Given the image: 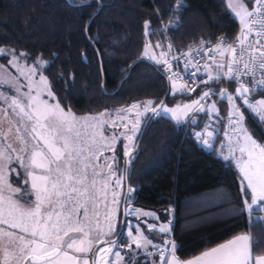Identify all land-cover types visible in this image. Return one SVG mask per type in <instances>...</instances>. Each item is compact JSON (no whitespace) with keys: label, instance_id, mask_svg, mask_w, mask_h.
Returning <instances> with one entry per match:
<instances>
[{"label":"trees","instance_id":"trees-1","mask_svg":"<svg viewBox=\"0 0 264 264\" xmlns=\"http://www.w3.org/2000/svg\"><path fill=\"white\" fill-rule=\"evenodd\" d=\"M68 1L0 0V48L14 50L17 55L24 53L20 60L30 66L37 57L47 62L42 72L55 101L79 116L113 111L149 99L154 101L153 108L163 98L169 85L160 66L147 61L135 63L119 90L111 94L131 64L143 57L146 21L153 33L148 36L151 41L170 42L177 50L199 39H231L237 31L223 0ZM87 1L82 6L72 5ZM99 5L101 9L86 35V24ZM191 97L168 93L163 105L172 106ZM261 98L264 94L251 96L253 101ZM221 109L224 110L222 105ZM242 112L245 128L264 144V123L245 108ZM114 162L122 181V195L112 239L118 234L122 216L127 165L124 139L120 138L115 147ZM11 183L15 187L22 185L13 178ZM127 185L125 209L132 205L154 212L159 220L172 221L168 239L176 245L180 259H192L240 234L251 235L254 255H264V221L256 219L264 212L247 214L245 200L250 202L251 195L248 189L242 191L236 167L215 151L205 149L190 126L154 115L130 157ZM128 219L125 216L123 230L116 239L122 246L126 244ZM148 234L153 241L164 238L157 231Z\"/></svg>","mask_w":264,"mask_h":264},{"label":"snow or ice","instance_id":"snow-or-ice-1","mask_svg":"<svg viewBox=\"0 0 264 264\" xmlns=\"http://www.w3.org/2000/svg\"><path fill=\"white\" fill-rule=\"evenodd\" d=\"M252 3L253 0H240L235 7L229 4L240 17L243 28L241 34L235 38L239 52L233 44L226 45L225 50L232 53L226 75L229 80H236L239 86L235 90V95H229L227 91L219 93L221 99L226 98L233 104L229 122L238 144V148L233 150V156L235 157L236 151L240 154L236 159L242 191L245 189L251 191L250 202L245 200L246 210L250 214L257 209L264 211V208L260 207V202H264V144L258 143L249 134L248 129L243 127L245 114L240 110L244 107L253 113L259 112L261 118H264V99L255 102L251 99L253 93L264 88V0H254V7L250 11L249 6ZM257 24L260 28L255 29ZM144 27L145 35L151 36L153 33L149 30L150 22L146 21ZM151 47L160 48L162 45L159 43L145 45V58L154 59L149 55ZM0 55L10 56L8 64L16 68L27 81L26 85H19L11 79H0V85L10 84L11 90L15 93L9 97L0 91V99L12 111L17 125L16 140L20 145L16 148L12 143H0V251L3 252V264H113L111 260L105 259L106 255H114L118 264H122L125 257L120 250H116L120 241L111 238L115 234L116 225L112 223L111 213L107 210L109 181L105 179L102 187L99 189L97 187L100 166L95 161L99 159L98 154L102 155L104 150L114 153L112 157L105 159L109 169L108 176L113 174L112 165L108 160H115V149L109 138L103 133L97 137L95 131L107 122L100 119L104 113L78 118L70 111L65 112L58 101L50 104L48 99L43 98L46 95L49 99H54L51 85L42 72L47 62L37 57L35 63L25 71L19 66V60L25 56L24 53L17 55L14 50L0 48ZM161 55L166 54L161 52ZM180 59V56L174 57L173 62ZM163 63L167 65L165 71L172 73V64L167 59ZM215 66L223 69L225 65L218 62ZM0 68H3V65H0ZM257 69L260 70L259 79ZM184 71L187 72L188 69L185 68ZM198 72L197 68V71L190 75L195 76ZM172 75L178 76V73ZM37 76L38 80L33 79ZM242 76H251V82L241 80ZM221 78V73H217L215 77L208 74V80L202 82L208 84L209 80ZM169 79H172L171 75ZM23 87L27 88L26 92L21 91ZM173 87L175 88V83ZM214 94L209 88L190 104L167 108L161 101L160 108L154 107L151 111L155 115L161 112L171 113L179 122L190 110H203L194 106L200 105ZM237 100L241 102L239 105L235 103ZM144 103L147 111L148 106L153 105L154 101L149 99ZM138 107V104H132L126 111L131 112ZM136 115L139 117L140 114L137 112ZM89 120L96 121V124L76 127L80 121ZM139 128L140 120L137 119L129 131L135 135ZM204 131H207V128L196 135L202 136ZM133 135H127L125 138L131 142ZM207 135L211 137L213 132L207 131ZM115 139L112 137L111 141ZM204 143L207 145L209 141L204 140ZM131 155L132 148L125 144L124 156ZM14 162L24 169L25 178L23 184L18 187L13 186L9 180V172L15 171L10 167ZM120 182V178H117L115 186L119 187ZM100 191L104 192L105 219L109 226L107 232L94 228L92 223L93 217L97 216ZM111 203L119 204L115 191L112 193ZM131 212L140 215L135 209L125 212V215H130ZM143 215L158 219L154 213L144 212ZM256 219L264 221V216L257 215ZM142 227H146L149 232L156 230V225L145 220L135 226L137 235H132V231H129L128 235L131 238V243L127 246L129 264L134 256L139 255L142 246L145 250L149 246L153 249L163 247L153 244L144 236L141 232ZM93 231L97 233L95 237L91 236ZM159 231L167 233L169 228L161 224ZM167 243L165 241V245ZM99 244L104 246L94 247ZM177 251L174 243L169 252L171 258H168L163 250L159 251V264H264V255L253 253L250 234L236 235L202 251L192 259H180Z\"/></svg>","mask_w":264,"mask_h":264},{"label":"rangeland","instance_id":"rangeland-1","mask_svg":"<svg viewBox=\"0 0 264 264\" xmlns=\"http://www.w3.org/2000/svg\"><path fill=\"white\" fill-rule=\"evenodd\" d=\"M223 2L225 4V6L227 7V9H229L231 11V13L235 16V18L240 19V17L235 14V11H233V8L229 7L230 3L233 5V7H235L240 2V0H223ZM199 40H205V39H199ZM149 43L155 45L156 43H160V41H151L149 39V37L146 36L145 45H147ZM145 45H144V48H145ZM149 55L154 57V59H149V60H151L152 62H154L156 64H159V63H157V61H160V57L158 55V48H156V47L149 48ZM143 57H144V49H143ZM9 59H11L10 56H8L6 59H4V56L0 55V65H3V68H0V79H4V80L11 79L12 81L17 82L19 85H26L27 81L20 74V72H18L16 68H14L8 64ZM13 63H16V62H13ZM19 66H20V68L24 69L25 71L27 70V67H30V65L26 64L25 62H23L21 60H19ZM33 79L38 80V76L34 77ZM168 87H169V89H168L169 94H172L174 96H176V95L180 96V95L185 94L188 96L191 95L192 97L190 99L179 100L177 103H175L172 106L163 105L164 107H167V108H175L178 105L182 107L184 104H190L193 100L199 99V97L202 95L203 91H206L209 88H211L214 93L218 92V90L220 89L219 85H212V84L206 85V84H204L194 94H188L187 92L182 91L180 88H177V87L174 88L173 86H168ZM0 91H3L5 93V95H8L9 97L11 95L15 94L14 91L11 90L10 84L0 85ZM21 91L26 92L27 88L23 87V88H21ZM43 98L48 99V102L50 104L56 103L55 99H49L46 95ZM256 100H259V99H256ZM256 100H254L253 102H255ZM133 104H138L139 107L132 109L131 112H128L126 110L132 104L127 106V107H122V108H119V109H116L113 111L100 112V113H104V116L101 117L100 119L102 121H107V122L104 123L102 125V127L95 130L97 137H99L100 133H103V135L105 137L109 138L110 142L114 146V149H115L120 138L124 139V145L129 144V146L131 148L134 146V143L136 141V137H137L138 133L133 135V133L130 132L129 129H131L132 125L136 122L137 119L140 120V128H141L144 118L152 109V105H151V106H148V110L145 111V103L135 102ZM221 105L224 107V110L221 109ZM194 107L202 108L203 110H201V111L190 110L188 112V115L182 116L181 120L179 122H177V120H175L171 116V113L161 112L158 116L167 117V118H169V119H171V120H173L179 124H186L187 127L190 126V129L195 134V136L199 137L203 142H204V140H212L214 138V136L223 135L222 124H223L224 116L226 114V104L222 99H220L218 97L211 96L208 99L202 101L200 105H196ZM242 108H244V107H242ZM5 110H7V115H5ZM122 110H124V111H122ZM245 110L249 114H251L254 119L262 121L264 123V118H261L259 112L253 113L251 110H248L246 108H245ZM65 112H69V111L65 110ZM137 112L140 114L139 117H137V115H136ZM100 113L95 114V115H83V116H79V115H76L74 113H72V114H74L76 117L79 118V117L98 116ZM121 118H123V119H121ZM10 121H11V123H10ZM95 124H96V121H91V120L80 121L76 125V127H80L81 125H84L85 127H87L88 125H95ZM124 125H127L128 127L125 128ZM192 126H194V127H192ZM16 127H17V125L15 122V119L13 118L11 109L8 108L7 104L4 103L2 99H0V133H3V135H0V143H4V144L12 143L14 147L19 148L20 145L16 140V135H17ZM243 127L245 128L244 124H243ZM140 128H139V131H140ZM205 128H207V131L213 132V135L211 137H209L207 135V131H204L202 136L196 135V133H201L202 130H204ZM127 135H133V140L131 142L125 138ZM112 137H115L116 139L114 141H111ZM205 146H209V144H207V145L205 144ZM98 155H99V159H97L95 161V163L100 166V168L98 169V171L100 172V176L97 178L98 179L97 187H98V189L101 188L105 179H107L109 181V187L107 189V201H108L107 210L111 213L112 223L115 225L116 217L118 214L119 204L114 205L111 203L112 193H113V191H115L117 199L119 200V203H120V199H121V195H122V189H121V186H122L121 182L122 181L120 182L119 187L115 186V183H114L115 180L117 178H120V180H121V177L119 176L118 171L115 168V162L112 160H108V163H110L112 165L113 174L111 176L107 175L109 172V169L105 164V159L108 157H112L113 152L110 150H104L102 155H100V154H98ZM10 167L15 169L14 172H11V171L9 172L10 182H11V178H13L14 180H17L20 184H23V180L25 178L24 177V169L21 168L19 166V164L15 163V162ZM17 173H19V175H17ZM99 195L101 198L99 199V203L97 205L98 212H97V216L93 217L92 223H93L94 228H99L100 230L107 232L109 226H108V223L105 219L106 209H105V200L103 199L104 192L100 191ZM130 202H131V196L129 197V204H130ZM113 209H115V211H113ZM132 209L137 210L140 213V215L137 216V212H131L130 215H125L129 218L128 224H126V229H125V232L127 234L129 232L128 226L131 222H132L131 223L132 225L134 224V226H136L137 224H142V222L145 220H147L148 223H150V224H154V221L158 220L159 222H162V223H160V225L164 224L170 230L171 224H172V221L170 219H168L166 221L164 219L159 220L158 215L155 214L154 212H150V213H154L155 216L158 217V219H154V218L150 219V217H145L143 215L144 212H148V211L140 210L138 208L133 207L132 205L127 206V208L125 209V212H128ZM246 212L248 215L251 216L252 213L250 214L247 210H246ZM169 217H171V215ZM97 221H98V223H97ZM5 227H7V226H5ZM159 227L156 228V230L154 232L157 231V232H159V234H163L164 238H163V240L161 239V240H155V241H153L151 239L154 242L153 244H156L158 246L171 248V245L173 243L171 242L170 238L168 239L169 233L168 232L167 233H161L159 231ZM141 232H143L147 236L149 235L148 234L149 231L146 227H142ZM96 234H97L96 231H93L91 233V236L95 237ZM126 238L129 239V237H126ZM130 241H129V243H131ZM165 241L168 242L167 245H165ZM126 244H127V242H126ZM103 246L104 245H102L100 247H103ZM116 250H120L122 253V256L125 257L122 264H129V261L127 260V256L129 255V251H128L127 246L122 247V245L120 244L119 248ZM156 250L157 249L151 248V246H149V248L147 250H145L143 247H141V249H139V255L133 257L131 264H141L145 260V258L149 259L151 261L154 259L156 262H159L157 256H155ZM105 259L111 260L113 262V264H118L116 257L114 255L113 256H107L106 255ZM0 264H3V252L2 251H0Z\"/></svg>","mask_w":264,"mask_h":264},{"label":"built area","instance_id":"built-area-1","mask_svg":"<svg viewBox=\"0 0 264 264\" xmlns=\"http://www.w3.org/2000/svg\"><path fill=\"white\" fill-rule=\"evenodd\" d=\"M254 7V0L252 5L249 6V10H252ZM234 18V17H233ZM251 19V18H247ZM237 24V31L235 35L228 39L224 36H220L216 39L209 40H198L197 42L177 50L170 42L161 43L162 47L158 48V55L160 57V66L161 72L163 74L164 79L168 82L169 86H173L175 83V87L180 88L182 91L187 92L188 94H194L198 91V89L204 85L203 80H208V74L215 77L217 73L222 74V78L219 80H209V84L219 85L220 89L216 92L214 97L220 98L219 93L222 91H227L229 95H235V89L239 86L236 80H229L227 78V65L228 61L232 59V53L230 51H226V45L231 43L237 47L239 52L238 43H236L235 38L241 34L243 25L241 24V20L234 18ZM260 28V25L257 24L255 29ZM254 29V30H255ZM251 38V37H250ZM161 52H164L166 55L162 56ZM223 52V54H221ZM180 56L181 59L173 62V58ZM167 59L169 63L172 64V73H178L177 75H172V73H168L165 71L167 65L163 63V61ZM221 62L224 63L223 69L216 68V63ZM207 65V67H205ZM187 68L188 71L185 72L184 69ZM197 68L199 72L195 76H191L190 73L196 72ZM172 76V79H169V76ZM260 70L257 69V79H259ZM241 80L251 82L252 77H240ZM189 88H194V91H187ZM255 94H264V88H261L259 91L253 93ZM210 96V97H211ZM221 99V98H220ZM226 104V114L223 119L222 131L225 136L232 137L236 134L233 132V127L229 122V116L232 112L233 104L229 102L226 98L222 99ZM239 105V100L235 102ZM242 111V107L240 109ZM171 242L173 243L172 239ZM170 247H162L155 251V256H157L159 261V251L163 250L165 255L169 258ZM159 263V262H158Z\"/></svg>","mask_w":264,"mask_h":264},{"label":"crops","instance_id":"crops-1","mask_svg":"<svg viewBox=\"0 0 264 264\" xmlns=\"http://www.w3.org/2000/svg\"><path fill=\"white\" fill-rule=\"evenodd\" d=\"M229 12L231 13L230 10H229ZM231 15L235 18V16L232 13H231ZM198 139L200 141V144L205 149L215 151L216 155L219 158H221L222 160L231 162L236 167L237 171L239 172V168L237 166V159H236V157H239L240 154H239L238 151H236L235 152V157L233 156V150H235V149L238 148V144H237V141H236V135L235 136H232V137H227L224 134L223 135L214 136V138L212 140H208L209 141V146H205L204 142L199 137H198ZM239 175H240V172H239ZM248 190H249L250 195H251L250 189H248ZM260 207L261 208H264V202H260ZM257 210H259V209H257ZM148 212H150V211H148ZM262 212H264V211H262ZM150 219H152V217H150ZM131 223L129 224V226H131V227L128 226V230L129 231H132V235H137V232L135 231V226H134V224L132 225ZM160 223H162V222H159L158 220H155L154 221V225H156V228H158L160 226ZM171 228H172V224H171ZM171 228L168 231L169 235L171 234ZM143 235L146 236V237H148L144 233H143ZM125 236L126 237H129V239L126 238L127 239L126 240L127 244H125L122 247L128 246L129 241L131 240L130 236H128V234L126 232H125ZM149 239L151 240V238H149ZM151 242L154 243L152 240H151ZM133 248H135V245H133ZM169 258H171V257L169 256ZM141 264H159V263L156 262L154 259L151 261V260L145 258V260Z\"/></svg>","mask_w":264,"mask_h":264},{"label":"water","instance_id":"water-1","mask_svg":"<svg viewBox=\"0 0 264 264\" xmlns=\"http://www.w3.org/2000/svg\"><path fill=\"white\" fill-rule=\"evenodd\" d=\"M65 1L69 3L68 0H65ZM89 1H90V0H89ZM87 3H88V1H87V2H84V3H82V4H79V5H77V4H72V5H73V6H82V5H85V4H87ZM100 9H101V5H99L98 10L92 15V17H91V18L89 19V21L87 22L86 27H85V34H86V35H87V28H88L90 22H91L92 19L98 14V12L100 11ZM140 61H147V62L150 63L151 65L154 64L151 60H149V59H147V58H144V57L139 58L138 60H136L135 62H133V63L131 64V66H130L128 72H127L126 75L124 76V78L121 80V82H119L117 88H116L115 91L112 92L111 94H114L116 91L119 90V88H120L122 82L128 77V75H129V73H130L131 68L133 67V65H134L135 63H137V62H140ZM167 85H169L168 82H167ZM101 88H102V90H103V88H104V77H103V74H102ZM235 90H236V89H235ZM167 94H168V90L166 91V93L164 94V96H163V98L160 100V102H158V103L154 106L155 108H157V109L160 108L161 101H162L163 104H164V101H165V99H166ZM154 107H153V108H154ZM154 115H155V114H153V112L150 110V112H149V114H148V116H147V118H146V120H145V122H144V125H143V127H142V129H141V131H140V133H139V136H138L137 142H136L134 148L132 149V154H133L134 152L137 151V149H138V147H139V144H140V141H141V137H142L143 132H144V129H145L147 123L150 121V119H151ZM130 157H131V156H130ZM130 157H125V159H126V161H127V165H126V168H125V175H124V178H125V190H124L123 201H122V205H121V211H122L121 223H120V228H119L118 234H117V236H116L115 238H113V240H116V239H117V237L121 234V232H122V230H123V227H124V222H125V203H126V198H127V193H128V185H127V169H128V164H129V161H130ZM96 246H102V244L95 245L94 247H96Z\"/></svg>","mask_w":264,"mask_h":264}]
</instances>
